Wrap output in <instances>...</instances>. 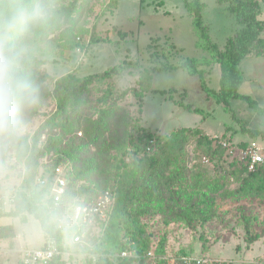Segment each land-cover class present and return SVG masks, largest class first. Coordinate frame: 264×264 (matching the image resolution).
Listing matches in <instances>:
<instances>
[{
    "label": "trees",
    "instance_id": "1",
    "mask_svg": "<svg viewBox=\"0 0 264 264\" xmlns=\"http://www.w3.org/2000/svg\"><path fill=\"white\" fill-rule=\"evenodd\" d=\"M215 1L218 4L227 3V13L238 26L234 34L226 39L223 48H219L211 40L209 26L203 22L204 3L201 0H183L197 36L196 47L206 52L208 58H186L170 62V58L176 56H171L162 46L153 45L155 50L150 53V61L154 65L142 72L137 84L143 87L146 78H151L152 72L181 69L188 75L197 76L201 90L226 110L230 109V101L233 99L246 101L249 107L263 117L264 125V108L259 107L249 96L238 93L243 82L241 61L247 57L264 56V36H261L264 32V20L258 18L259 4L257 0ZM260 1L264 5V0ZM73 2L76 4L79 0ZM151 41L158 42L157 39ZM100 42V39H93L90 44ZM78 46L80 44L75 41L71 30L68 29L60 35L58 47L61 50L73 52ZM173 47L175 46L171 45V48ZM72 61L77 68L75 58H72ZM211 64H217L220 68L217 91L208 87L204 78L205 70L201 68ZM122 71V64L119 63L103 72L85 77H76L72 72L54 81L52 96L56 105L53 112L33 134H25L21 141H12L15 146V159L23 165V178L16 191L13 208L5 211L0 205V218L18 217L21 223H27V216L30 215L39 222L43 241L52 240L60 251L71 254L90 251L72 243L73 236L79 232L77 227L71 226L65 231L56 228L47 220L45 206L50 205L48 190L36 185L35 177L40 159L54 151L56 158L47 169L52 170L58 164H66L69 167L68 187L60 209L69 213L74 204L91 202L105 191L115 194L114 208L101 236L87 237V241L92 245V253L99 256L98 262L145 264L148 253L163 258L167 244L163 236L154 246L155 238L148 232L146 220L161 216L163 219L183 222L187 227L196 230L197 224L207 225L216 217L217 211L213 207L214 200L210 194L222 190L231 182L237 183L238 186L227 191V197L236 201L257 198L264 203V165L258 166L254 172H248L245 162L226 157L225 149L219 144L223 138L206 136L198 128L180 127L161 136L149 128L139 126L118 106L119 100L126 96V90L115 97L110 92H104L98 97L97 120L88 118L87 121L91 127L107 132L108 138L103 140L94 156L83 159L79 154L81 148L76 151L71 147L68 150H60L63 142L61 131L70 133L75 126L83 122L82 111L91 85L109 80ZM160 93L165 95L168 92ZM134 95L142 113L144 92L135 91ZM179 104L194 113L200 112L182 102ZM47 127H51L50 131L45 132ZM57 129L60 133L56 132ZM243 130L251 139L261 137L264 140L262 130ZM44 133L46 140L39 145ZM192 142L196 143L195 149L200 150L198 152L201 156L208 160V163L201 161L202 165H212L216 170L217 167L220 168L219 172L215 171L213 177L207 171L192 175L193 184L190 186L191 191H188L187 147ZM242 144L243 142L237 143L239 146ZM253 219L256 218L247 215L244 208H241L240 220L246 248L264 238V230H258ZM14 234L12 225L0 227L1 239L12 238ZM199 238L202 253L208 252L210 247L206 238L202 233ZM121 252H128L131 256L110 258ZM164 263V260L160 259L157 264ZM51 264L65 262L56 257Z\"/></svg>",
    "mask_w": 264,
    "mask_h": 264
},
{
    "label": "rangeland",
    "instance_id": "2",
    "mask_svg": "<svg viewBox=\"0 0 264 264\" xmlns=\"http://www.w3.org/2000/svg\"><path fill=\"white\" fill-rule=\"evenodd\" d=\"M201 2L205 5L203 22L209 26L211 40L222 49L226 39L234 34L238 26L227 13L226 2ZM58 3L61 13L58 22L50 34L42 38L41 44V56L48 69L38 71V76L46 84L41 102L25 117L28 125L26 134H33L55 109L56 102L52 96L55 80L72 72L76 77H85L119 63L123 67L121 73L91 85L82 111L83 122L70 133L61 131L63 142L60 150L71 147L76 151L81 148L79 154L83 159L94 156L108 135L103 130L91 127L87 120H97V100L102 93L110 92L115 97L125 90L127 94L119 100L118 106L139 126L149 128L161 136L170 133L172 129L194 127L206 136L220 137L236 144L251 139L243 128L264 132L263 117L249 107L246 101L233 99L230 101V109L226 110L201 90L197 76L188 75L184 70L149 72L151 78L145 77L143 87L137 84L142 72L154 65L150 61V53L155 50L153 45L162 46L171 56L175 55L170 58V62L186 58H208L206 52L196 47L197 36L183 0H79L76 4L73 0H58ZM257 3L260 9L258 18L264 20V5L260 0ZM68 29L80 44L73 52L58 47L60 35ZM261 36H264V32ZM93 39H100L101 42L90 44ZM152 39L158 42L152 43ZM171 45L175 47L171 48ZM149 46L152 48L149 49ZM72 58H75L77 68ZM201 68L205 70L204 78L208 87L217 91L219 65L211 64ZM240 68L243 82L238 93L249 96L259 107L264 108V56L244 58ZM140 90L144 92L142 113L134 95L135 91ZM160 91L168 93L163 95ZM181 102L200 112L185 109L180 106ZM50 128L47 127L45 132L50 131ZM56 132L60 133V130ZM254 139L262 141L261 137ZM45 140L44 133L39 145ZM195 147V142L187 147L188 191H191L190 186L193 184L192 175L207 171L213 177L220 168L216 170L212 165H202L200 150ZM55 158L54 151L46 154L40 159L38 169L42 162L48 166ZM23 171V165L15 159L13 142L0 136V205L5 211L12 209L16 202L15 194L22 182ZM237 186V183L231 182L222 190L210 194L217 211L216 217L207 225L197 224L196 230L183 222L163 219L161 216L146 220V228L155 238L154 246L163 236L167 244L163 258L148 253L145 264H157L160 259L164 260V264H198V261L201 264H264V238L246 248L240 220L241 208H244L247 215L256 218L253 221L258 230H264V203L257 198L236 201L227 197L225 193ZM6 225H12L15 234L9 239L0 238V264H19L21 247L33 249L43 244L41 228L34 217L29 215L27 223H21L18 217H1L0 227ZM200 233L210 247L206 253L201 251ZM73 262L74 259L69 263Z\"/></svg>",
    "mask_w": 264,
    "mask_h": 264
},
{
    "label": "clouds",
    "instance_id": "3",
    "mask_svg": "<svg viewBox=\"0 0 264 264\" xmlns=\"http://www.w3.org/2000/svg\"><path fill=\"white\" fill-rule=\"evenodd\" d=\"M58 0H0V136L18 142L25 136L26 115L42 99L48 69L41 56L42 38L60 17ZM50 224L67 231L73 220L65 210L46 205Z\"/></svg>",
    "mask_w": 264,
    "mask_h": 264
},
{
    "label": "built area",
    "instance_id": "4",
    "mask_svg": "<svg viewBox=\"0 0 264 264\" xmlns=\"http://www.w3.org/2000/svg\"><path fill=\"white\" fill-rule=\"evenodd\" d=\"M219 144L225 149L226 157L245 162L248 172H254L258 166L264 165V140L249 139L241 146L225 140H221ZM201 161L208 163L205 157H202ZM44 163L42 162L37 171L35 184L47 188L50 205L59 207L68 187L67 173L69 167L66 164H58L52 170H49L45 165L46 163ZM114 204L115 194L105 191L91 202L74 204L70 212L67 213L72 217V226L77 227L79 230L73 236L72 243L90 251L73 254L62 252L54 241L46 240L39 248H22L19 251L20 264H51L56 257H60L61 261L68 264L73 259L75 261L73 264H100L98 262L99 256L92 253V245L87 241V237L97 238L101 236L113 211ZM128 256H131V254L121 252L110 258L118 259ZM198 264H201V262L198 261Z\"/></svg>",
    "mask_w": 264,
    "mask_h": 264
},
{
    "label": "crops",
    "instance_id": "5",
    "mask_svg": "<svg viewBox=\"0 0 264 264\" xmlns=\"http://www.w3.org/2000/svg\"><path fill=\"white\" fill-rule=\"evenodd\" d=\"M27 217H28V216H27ZM21 249H22V247H21ZM21 249H19V251H20ZM19 254H20V252H19ZM19 264H20V257H19Z\"/></svg>",
    "mask_w": 264,
    "mask_h": 264
}]
</instances>
